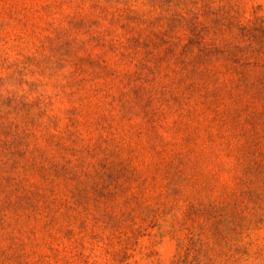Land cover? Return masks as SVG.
I'll return each mask as SVG.
<instances>
[{"label":"rangeland","instance_id":"obj_1","mask_svg":"<svg viewBox=\"0 0 264 264\" xmlns=\"http://www.w3.org/2000/svg\"><path fill=\"white\" fill-rule=\"evenodd\" d=\"M0 264H264V0H0Z\"/></svg>","mask_w":264,"mask_h":264}]
</instances>
